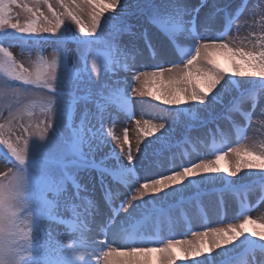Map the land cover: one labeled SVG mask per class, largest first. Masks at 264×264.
Wrapping results in <instances>:
<instances>
[{
  "label": "snow or ice",
  "instance_id": "1",
  "mask_svg": "<svg viewBox=\"0 0 264 264\" xmlns=\"http://www.w3.org/2000/svg\"><path fill=\"white\" fill-rule=\"evenodd\" d=\"M64 13H57L49 3V0H35L33 7L24 6L26 11L31 13V18L25 24L13 23L9 13V5L17 4V0H0V95H8L20 104L23 99L33 97L25 108L40 107L44 119L40 120L34 127L31 123L27 125L21 123V111H15L9 107V114L5 123H0V149L12 161V167L6 173H0V264H42L40 257L43 250L42 240L46 238V233L42 228V221L45 217L56 216L61 207L60 196L64 197L65 210L71 211L77 218L78 226L74 236V241L80 243H70L67 249L71 257L79 264H176L175 253L172 249L178 244H188L184 248V259L192 257L191 264H216L215 256L212 253L216 249L227 252L226 246L235 248L236 243L249 250L253 255L259 250L264 256V235L251 231L246 227L248 224H256L248 214L251 209L241 207L239 215L234 219L242 220L239 223H229L226 227H207L205 231H193L192 236L196 241H179L174 238H166L159 241H146L139 233L131 232L123 224L115 223V211L109 218V224H105V239L99 244L92 242L85 244V228L88 217L94 212V206L87 198L83 204H78L80 200L79 186L74 185L76 201L64 196L65 183L71 179L67 171L69 165L74 163H88L90 166H97L95 162L87 159L86 150L90 151L93 143L100 146L108 143V136L115 141L121 151L125 145H129L127 129L123 141L119 139L111 130L104 133L103 125L105 112L110 103H115L121 111H127L128 105L132 102L131 95L150 96L165 105L177 106L173 111L180 113L187 106L188 111L211 110L222 98L229 87L239 88L243 83V78H248L254 87L250 92L241 94L239 100L242 103L250 95L257 92L264 93V44L260 45V50L253 45L246 49L243 46L230 44L224 41L227 35L226 29L223 33L215 36L200 34L196 29L195 15L190 21L185 22L183 17L185 12L177 10L164 17L153 16L151 19L169 38L173 44H179V34L181 32L190 33L193 37L194 47L182 64L169 63L172 67L165 69L163 65L151 66L152 71H140L139 68L132 71L128 64L129 57L132 56L127 50L121 48L118 38L121 32H131V26L123 27L117 25L111 30L107 39L104 34L108 31L104 22L115 20L121 16L124 4L120 0H111L109 4H102L99 0H83L84 4L92 6L90 24L85 26L77 14L76 0H72V9L63 4ZM203 2V0H202ZM47 7L48 13L41 11L40 4ZM245 5L242 3L241 7ZM99 9L98 11L96 9ZM112 10L114 16H106L105 12ZM194 11H199L195 9ZM216 11H220L217 9ZM103 17V21H102ZM69 19L74 23L79 32L83 35H76L65 20ZM237 19L234 15L230 18V25ZM11 29L12 31H5ZM42 34H48L44 36ZM48 39L58 41L55 48L54 57L49 60L38 53V58L31 67H25L19 62L9 50L11 44L5 46L6 39H14L24 44L29 39ZM146 47L153 56V44L144 36ZM73 40L77 44L82 67L74 80L69 81L79 84L84 80L92 81V74L108 75L109 72L120 71L121 64L128 76L124 79L123 87L117 84H106L103 89L93 93L89 91L86 96H76L66 87H61V70L63 69V79L67 80V73L70 71L69 65L65 62L66 48L64 45ZM38 48V46H36ZM95 51L99 59V67L94 62L92 68L87 66L88 55ZM217 53L227 55L231 61V71L221 67L215 56ZM133 57V56H132ZM134 58V57H133ZM199 65V66H198ZM149 67V66H141ZM165 78L166 84L165 86ZM240 78V79H237ZM258 78V79H256ZM135 81L139 86L133 87ZM19 85V86H17ZM158 85V87H156ZM155 88V90H152ZM145 89H149L145 91ZM71 95L72 99L65 103V96ZM95 100L97 112L92 116L100 123L99 129H94L90 124V114L86 111L82 114L80 124L73 127L71 136L65 141L64 152L60 156L49 158L51 166L62 170L59 175H42L39 177L30 176L29 163L34 162V157L30 148L32 136L38 137L39 141H46V137L53 132L57 126L58 115L65 121L71 117L72 105L81 101ZM256 102L253 101L251 111L243 115L250 121L252 112L255 111ZM236 108L233 104L229 111ZM32 115L31 112L28 113ZM111 119V117H108ZM230 118V117H229ZM139 123V122H137ZM148 124V121H145ZM17 127L23 129V135L16 136ZM163 123L150 125L144 129V135L164 129ZM33 129V131H29ZM51 130V131H50ZM243 139V136H241ZM160 139V137H157ZM145 143V149L148 144ZM215 147V145H214ZM137 151H141L140 142H137ZM115 152V149H113ZM235 154L234 163L230 162L228 167H220L219 162L225 160L228 154ZM65 157H74L66 159ZM246 157V158H245ZM119 170L120 183L133 185L141 179L137 177L134 165V156L131 146L128 147L126 160L127 165L120 162L116 156ZM181 170H175L176 166L169 168L171 174H159L158 178L151 176L143 177L144 182L135 189V195L128 201L120 204L121 208L139 209L142 206L156 205L157 195L163 193V198L175 196L180 189L191 187L196 183H204L208 180H223L226 189L237 190L235 182L228 181L226 177H238L242 170L259 169L258 173L264 181V149H257L255 145L229 146L228 152L217 149L214 160L201 159L198 163H191L189 166L181 165ZM106 170V169H105ZM107 171V170H106ZM225 173L226 176L216 174ZM199 177L197 181L195 178ZM186 182V183H185ZM36 183L39 187L38 195L30 192L31 185ZM179 185L178 189L176 186ZM264 192V188H262ZM51 194L52 199L48 196ZM148 197V199H144ZM114 194L106 192V199H113ZM139 200V204H132V201ZM131 217V212H129ZM259 227L264 228V222L259 223ZM111 231L113 240L107 238ZM258 238V239H257ZM116 239L124 242L113 247ZM149 243H158L160 246L151 247ZM257 245L259 248L257 249ZM221 253H216L220 255ZM203 256V259H195ZM95 257V261H93ZM50 264V262H49ZM231 264V262H230ZM259 264H264L261 260Z\"/></svg>",
  "mask_w": 264,
  "mask_h": 264
},
{
  "label": "rangeland",
  "instance_id": "2",
  "mask_svg": "<svg viewBox=\"0 0 264 264\" xmlns=\"http://www.w3.org/2000/svg\"><path fill=\"white\" fill-rule=\"evenodd\" d=\"M148 1L149 0H120V2L124 4L121 16L117 17L115 20L104 22L105 26L108 29V31L104 34V38L107 39L109 37L114 26L119 25L123 27L125 25H128L131 26V32L135 33V35H130L126 31L121 32L118 38V43L121 48L127 50L130 54L134 53L135 51V54H141L142 51L145 50L144 46H146V44L144 36L146 34L147 38L151 41V43L153 44V48L155 49V44L157 42L162 43V40L164 38L160 35V33L157 31V28L153 24L154 22L151 19L153 16L148 13L149 9L144 10L146 9ZM166 1L167 0L156 1L157 7L154 11L155 16L158 15L160 17H164L174 13L177 10H183L185 12V15L183 17L185 22H187L189 19L191 20L193 14L195 15V30L200 34H203L202 31L206 29L207 35L215 36L220 34L223 29H228L227 35L224 36V41L228 42L230 46H232V44L239 45L240 42L238 41V39L241 40V46L245 47L246 49H249L253 45H256L257 50H260V45L264 44V0H203V2L202 0H186V2L185 0H176V2H173L172 4H169ZM99 2L106 5L109 4L111 0H99ZM49 3L52 5L53 9L57 11V13H64L65 9L61 6L59 0H49ZM242 3L245 5L244 7H241ZM34 4L35 0H17V4L9 5L8 15L11 17V21L13 23L20 24L27 23L31 18V13L27 12L24 6L26 5L27 7H33ZM63 4L70 9L74 7L72 5V0H63ZM39 6L41 8V11L49 16L51 15L50 13H48L47 7L45 5L41 3ZM76 7L78 9L77 14L79 15L80 19L85 26H88L90 24L89 13L92 11V6L84 4L83 0H76ZM151 7L153 8V6ZM195 9H199V11H194ZM217 9H220V11H216ZM96 10L98 11L99 9L97 8ZM105 15L114 16L115 12L109 10L105 12ZM233 15L237 17V19H235L230 25L229 21ZM239 18L244 19V25L241 26V24L236 22ZM65 23L71 26L72 31L76 35H83L79 32L78 27L69 19H66ZM5 31L11 32L12 30L5 29ZM42 35L47 36L48 34ZM179 35L182 36L185 43L191 45L192 48L194 47L193 37L190 33L181 32ZM158 37H161L162 39L160 40ZM29 40L31 42L32 39ZM39 42L41 51L36 50L34 47H31L26 43L21 44L20 42L13 39H6L4 41V44L5 46L11 44L9 50L12 52L13 56L25 67H31L33 62L38 58V53L42 54L43 57L49 60H51L55 55V43H57V41L42 39ZM64 47L66 48L65 62L69 65L70 71L66 74L68 79L67 81L63 79V69L61 70V87H66L72 94L81 97L88 95L89 91L95 93L98 90L103 89L104 85L106 84H117L118 86L123 87L124 78L121 77V75L118 73L119 71L115 73L109 72L106 76L102 73L100 75L93 73L92 81L84 80L79 84L69 82L74 80L75 76L78 74L79 69L82 67V63L79 57L78 49L76 48V43L73 42V40H69L64 45ZM189 48H187L184 56L180 57L179 60L174 63L182 64L183 60L187 58L189 52L191 51V49L189 50ZM131 57L132 56H130L129 58ZM94 62L99 67V59L97 57V53L91 52V54L89 53L88 55L87 63L89 69L92 68ZM159 63H162L160 65H163L165 69H167L168 66L172 67V64L166 63V60H162ZM219 64L221 65V67L223 66L222 62ZM122 65L123 64H121L120 70L124 67ZM165 85L167 86L166 78ZM252 87H254L252 82L248 80L239 88L229 87L224 93L225 95L229 96V98L226 99L227 101H225V99H221L212 107L211 110L201 109L189 112L188 108L185 106L183 111L180 113L173 111V109L177 107L175 105H165L162 101H158L153 97L147 95L142 96L143 98L137 101V103L140 105H144V107L140 108L136 112L138 113L137 119L139 120L140 118V120L144 121L145 118H141L140 116L145 115L147 118H150V121L155 120V122H157V120H159L158 118L160 117V123L158 124L169 122L170 127H173H171L172 130H169L166 127L164 129H160L157 132L151 133L148 136H145L144 126H139V123L136 124L138 130L135 131H139L138 139L140 142L141 151H138L140 155L134 156V165L136 175L141 179L136 184L125 185L129 189L124 195L123 200L129 199L132 195H135V189L139 187L140 183L144 182L143 177L145 176L151 175V177L153 178H158L159 174L168 175L171 174L169 168L172 165L176 166L175 170H181V165L189 166L191 163H198L201 159H204L205 156H209L214 160L215 154H213L211 150H209L210 153L204 152V157L200 154L192 159L193 156L191 157L190 154H184L185 151L181 148L182 144L187 142L186 137H190V140L193 142H197L199 139L201 140V136L206 134V130H204L206 126L213 122H216L218 111H220V113L222 112L220 108H224L222 106L223 103L226 106L225 108H231V106L228 105V102L234 101L233 103L237 104L239 108L245 110V112H248L252 109L253 101L256 102L255 111L252 112L251 120L248 121L246 119L244 121L246 135L244 134L243 139H233L232 136L231 138H229V140L233 142L231 144L232 148L238 146H247V144L245 143H248L250 140L254 139V137H252L253 134L249 131H252V129L253 131H255L258 129L257 127H259L263 131L262 138L264 139V93H260L257 89V92L250 95L247 100L243 101L242 103L239 100L241 94L244 92H250ZM148 90L149 89H145V91ZM152 90H155V88H153ZM32 99L33 97L29 96L27 99H23L20 104H17L16 100L11 98L10 96L0 95V123L6 122V118L9 114V107H11L14 111L16 109H20V122L25 125L31 123L34 129L35 125L40 120L44 119V116L41 114L39 105H37L35 108L24 107V105L29 104ZM71 99V95L65 96V103H67ZM115 108H118L115 103H110L107 106V111L105 112L106 118L103 125L105 134H107L108 129L110 128V123L112 121V118L114 117L113 110ZM129 110L131 111V109ZM229 110L226 112H234L233 109L231 111ZM86 111L90 114L91 126H94V129H99V121L95 118H92V116H94V114L97 112V105L95 103V100H81L72 105L71 117L67 119V121H65L63 117L58 115L57 126L55 130L51 132L48 137H46L45 142L39 141L38 137L36 136L31 137L32 140L30 141V148L34 157V162L30 161L29 163L30 176L39 177L42 175H52L53 173L59 175L62 170L51 166L49 158L60 156L64 152L65 141L71 136L73 127L80 124L81 116ZM29 112H31L32 115H29ZM108 117H111V119H109ZM125 120L128 123L132 121L129 119ZM223 124L226 127L225 123ZM196 126L198 127L196 128ZM33 129H29V131L31 132L33 131ZM229 132L232 135V131ZM199 133H202V135H198ZM21 135H23V129L17 127L16 136ZM196 135H198V137ZM157 137H160V139H157ZM107 139L108 143H102L100 146H97L95 143H93L91 150H86L87 159L89 161L95 162L96 165L97 163H100L102 167H100L99 170L95 168H85L80 172L76 170L75 173L77 176H75V178L71 180L70 183H67V186L64 190V196L72 198L74 201H76L75 193L77 189L76 187H74V185H77L79 186L80 200L76 201V203L83 204L84 198H87V200L91 202L94 208L97 209L98 206H100L102 202L105 201L102 192H109V189L116 185V182H113L114 180L112 179V177H108V175H106V170L112 171L113 174H115L116 178L119 179V170L116 167L117 164L115 161L116 158L115 155H113L114 153L110 151V149H112V145H110L109 140L110 136H108ZM147 142L151 143H149L148 147L145 149V143ZM129 146H131L132 148L131 141H129V145H125L126 152ZM224 147H226V145H224ZM224 147L221 148L226 150V148ZM0 153L5 155V157L7 156L2 149H0ZM7 158L8 160L0 158V173H6L8 169L12 167V161L8 156ZM65 158L69 159L71 157ZM221 162H224V160H222ZM149 171H151L150 174L147 173ZM259 172V169H244L240 174H238V177L234 178V180H232L230 177H226V179H231L230 182H235V186L237 189L236 191L239 192L241 190V196L243 200H245L248 208L251 209L248 214L250 215L252 220H254V212L258 211L259 208V213H261L260 216H264V192H262V188H264V181L261 180V177L258 174ZM216 175L223 176V173H219ZM242 178L246 180H239ZM205 183L206 184H203L204 189L208 188L207 186H210V184L213 183H217L219 185H217L216 187L212 185V187H209V189H207L206 191L201 192L199 191V188H196L198 187L196 183L191 186L190 190L188 191V193L193 194L194 196H196V198L200 195V197L197 198L198 200L194 199V201L197 200L204 209L208 210V207L211 205L214 206V209H217L216 202L217 198L219 197H221V199L223 200H232L230 197L232 196V194L228 192L229 189H225L228 192L227 194H223L221 190H219V188L221 189V187L226 188L223 180L214 179L206 181ZM119 185L124 184L120 183ZM30 192L34 195H38L39 187L36 183H33L31 185ZM186 192L187 191L182 193ZM186 196L187 195H185L183 198H185ZM177 197L178 193L175 196H169L165 199L163 198V193H160L159 196L157 195V202L155 206L149 204L147 206H142L139 209H132L131 217H129V209H122L120 207V204L122 203V200H120V202L115 203V218H117L119 215V211L117 208H121L122 212L120 213L123 215L124 212V215L127 216V218H121L122 223L120 224L124 223L123 225L127 227L131 232L139 233L146 241H159L161 239H164V242L166 243V238L175 236L173 235L174 231H172V228L165 229L160 220H163V223L165 221L171 222L169 219L172 220V218L177 220L179 215L178 210L179 212L181 211L180 208L188 211V214L190 215L191 212H193L196 216L194 201L190 200V202L186 203L188 204V206L185 205V207L183 208L177 207V202L175 199ZM48 199H52L51 194H49ZM59 199L61 207L58 214L52 218L45 217L42 221V228L44 229V233H46V238L42 240L44 251L41 253L40 257H38V259L41 260L42 264H49V262L50 264H79V262L76 263L77 261L74 262V259L70 255V251L67 249V246L70 243H79L78 240L74 241L76 238L74 236V233L76 232V228L74 229V224L76 222V227L78 226L77 218L71 211L65 210L64 205L66 202L64 200V197L60 196ZM144 199H148V197H145ZM133 202L134 204L140 203L139 200ZM167 202L169 203L168 205H166ZM173 204L176 208H174V215L172 214L173 210L169 212L170 214L166 213V210L164 209ZM162 208H164L163 210L165 214H157V210ZM237 215L238 214H234V217H236ZM225 216L226 215L223 216L222 214L220 215V217H217V223L204 222L201 225L195 224L194 229H184V233L187 231H205L207 227H218L220 224L227 222L224 219ZM234 217L232 218V220H237L234 219ZM88 218H92V216L90 215ZM241 218L242 216L240 217V219ZM156 219L158 220L155 221ZM116 220L117 219H115V223L117 222ZM139 220L141 222V225L138 222ZM176 223V225L179 227L180 222L178 221ZM96 224H98V228L100 230L99 234H97L98 236H96V244H99L102 240L105 239L104 225L109 224V228L111 227V225L109 223V220H104L103 218ZM249 226L252 227L253 230H257L254 224L250 223L246 225L247 228ZM157 236H159L161 239H157ZM107 238L109 239V234H107ZM179 238H181V236ZM179 238H176V240H178ZM157 244L158 243H149L148 246L152 245V247H158ZM240 246L241 244L238 242L236 247L238 248ZM258 248L259 246L257 245V249ZM201 258L203 259V256ZM175 259L176 264H180L176 256ZM219 260L220 262L217 264H230V262L231 264H259L261 260H264V256L261 255L259 250H257L255 255H253L249 250L245 249L244 247H240L238 250L230 254V256L229 254L224 255V257ZM93 261H95V257H93Z\"/></svg>",
  "mask_w": 264,
  "mask_h": 264
},
{
  "label": "bare ground",
  "instance_id": "3",
  "mask_svg": "<svg viewBox=\"0 0 264 264\" xmlns=\"http://www.w3.org/2000/svg\"><path fill=\"white\" fill-rule=\"evenodd\" d=\"M176 0H167L166 2H168L169 4H172L173 2H175ZM185 2H186V0H185ZM223 4H227V3H223ZM242 18V17H241ZM241 18H239L236 22L237 23H239V24H241V26L242 25H244V23H245V21H244V19H241ZM160 40L162 39L161 37H158ZM180 38L181 39H183L182 38V36H180ZM180 40V39H179ZM163 42L162 43H159V42H157L155 45V49H154V52L156 53V55L155 56H153L152 54H150V55H148V52L146 51V50H143L142 51V53L141 54H135V52L134 53H132L131 55L134 57H131V58H129V60H128V64L129 65H131L132 67H131V69L130 70H132V71H134V70H136V68H139V70L140 71H150L152 68H151V66H149V65H152V66H159L158 64H159V62H161L162 60L163 61H167V64L170 62V63H172V62H174L175 60H176V58L178 57V55H177V53L176 52H174L173 51V49H171V47L168 45V43H166V41L163 39L162 40ZM181 41V40H180ZM238 41L240 42L239 43V46H241V40H239L238 39ZM181 43V42H180ZM158 44V45H157ZM174 57V59H172ZM215 58H216V60H217V62L218 63H221L222 62V67L223 68H225V69H228L229 70V72L231 71V65H232V61H231V59L227 56V55H225V54H221V53H217L216 54V56H215ZM221 61V62H220ZM122 66H124V65H122ZM141 66H149V67H141ZM167 68H169V66L167 67ZM120 75H121V77H123L124 79H125V77L126 76H128V72H126V71H124V68L123 69H121L119 72H118ZM237 79H240V78H237ZM249 79L248 78H243V83H242V85H244L245 84V82L246 81H248ZM133 84H132V86H134V87H137V86H139L137 83H134V82H132ZM241 85V86H242ZM166 86V85H165ZM158 87V86H157ZM167 87V86H166ZM145 96V95H144ZM143 97L142 96H140V95H133L132 96V98H131V100H135V103H136V105H135V107H131V108H133V110H134V112H135V110H136V112L140 109V108H143L144 107V105H140V104H138L137 103V101H139V100H141ZM227 98H229V96L228 95H225V94H223V96H222V98L221 99H225V101H227L226 99ZM142 106V107H141ZM129 107V106H128ZM187 107V106H186ZM221 110H224V109H222V108H220ZM114 117L112 118V121H111V123H110V128H111V130H112V132L117 136V137H119V139L121 140V141H123V139H124V135H125V129H127V137H128V140L129 141H131V143H132V154H133V156H138V155H140L139 153H138V151H137V148H136V146H137V142L139 141V139H138V132L139 131H135V130H138V128H137V126H136V124H137V122H139V126H144V128H146V127H149L150 125H156V124H158V123H160V117L158 118L159 120H157V122H155V120H152V121H150V118H147L145 115L144 116H140L141 118H145V120L143 121V120H140V118H139V120L137 119L138 118V113H133V112H131L130 110H129V108H127V111H121L120 110V108H115L114 110ZM218 113H220V111H218ZM217 113V114H218ZM131 119L132 121L130 122V123H128L125 119ZM137 121V122H136ZM145 121H148V124H145ZM231 123L234 125V127L235 128H237V127H239V126H242V122L238 119V118H235L234 120H231ZM164 125H165V128L167 127L169 130H172V128L171 127H173V126H171L170 127V124H169V122L168 123H166V122H164L163 123ZM214 126L213 127H217L218 125H219V123L217 124V123H215V124H213ZM212 127V128H213ZM212 128H206L205 130H206V132L208 133V131H210ZM231 128H232V126H231ZM258 129L257 130H255V131H253V129H252V131H249V132H251L252 134H253V136L252 137H254V139H252V140H250L248 143H245V144H247V145H255L256 147H257V149H263V144H264V139L262 138V135H263V131L259 128V127H257ZM240 129H243V128H240ZM222 131H219V132H217V134H216V139H218L219 137H218V135L220 136V139L222 140L221 142L224 144V145H226V147L227 148H229V146L230 147H232V145H230L231 144V142H229L228 141V139L227 138H223L222 137V135H220V133H221ZM169 133H172V132H169ZM248 133V132H247ZM214 133H212V135H213ZM243 134V136H244V134L246 135V133H245V131L242 133ZM233 135L234 136H236V133L235 132H233ZM236 138V137H235ZM110 145H112L111 147H112V149H110V151H112V153H114V155H115V158H116V156L118 155L119 156V159H120V162H122L124 165H127V160H126V150H125V146H124V150L123 151H121V149H120V147L119 146H117V144L115 143V141H112V139H111V137H110ZM183 146H185V144L183 143V145H182V147ZM195 146V145H194ZM207 146H200V143H199V149L200 150H208L207 148H206ZM184 148V147H183ZM113 149H115V152H113ZM187 149H188V146H187ZM228 152V151H227ZM197 153H198V151H197ZM191 155H192V153H191ZM194 156V155H193ZM206 160H209V159H207V158H205ZM235 159H236V157H235V154H233V153H230L229 152V154H228V156L226 157V161H224L225 162V164H223V165H221V166H223V167H228V165H229V163L230 162H232V163H234V161H235ZM116 161V164H117V160H115ZM222 167V168H223ZM148 174H150L151 173V171H149V172H147ZM151 176V175H150ZM232 180H234V178L235 177H230ZM230 178H228L227 180L228 181H230L231 179ZM244 178V177H243ZM239 179V180H246V179ZM197 181L199 180V177H196L195 178ZM239 180H237V181H239ZM209 181V180H208ZM203 184H206L205 182L204 183H197V186L198 187H196V188H199V191H201V192H203V191H206L207 189H209V187H212V185L213 186H217V185H219V184H215V183H213V184H210V186L208 185L207 187L208 188H205L204 189V187H203ZM178 189L180 188V186L179 185H177L176 186ZM190 188L191 187H185V188H183V189H180L177 193H178V197L177 198H175L176 200H178V198L179 197H181V201L179 202V206H185V204H183V201H182V197H184L185 195H190L191 193H188V191L190 190ZM128 187L127 186H125V185H115V186H113L112 188H110V190H109V192H111V193H113L114 194V198L111 200V199H106V192L104 191V192H102L103 193V196H104V198H105V201L104 202H102V204L100 205V206H98V208L97 209H95L94 208V212L91 214V216H92V218H88V220H87V222H86V228H85V233H86V236H85V238L87 239L86 241H84V243L85 244H91L92 242H94V243H96V236H98L97 234H99V232H100V230H99V228H98V224H96V223H98L99 222V220H101L102 218L104 219V220H109V218L110 217H112V213H113V211H114V209L116 208V204L115 203H117V202H120V200H122V202L123 201H128V200H130L131 198H129V199H126V200H123V197H124V195L127 193V191H128ZM185 191H187L186 193H182V192H185ZM156 195H158L159 196V194H156ZM227 196V195H226ZM198 197H200V195L198 196ZM197 197V198H198ZM208 198V197H207ZM230 201V200H229ZM228 200L227 201H225V204H223V205H221V207L222 206H224V205H226V209H225V214H226V216H225V220L227 221L226 223H222V224H220L218 227H226L227 226V224H229V223H239L240 222V220H242V218L240 219V220H232V218L234 217V214H236V207H234L235 205H234V202L233 201H231V202H229ZM206 202V201H205ZM132 204H134V202L132 201ZM169 203L167 202L166 203V205H168ZM214 206H209L208 207V211L206 212L207 213V215H208V218H207V221L208 222H210V223H212V222H215V223H217L218 222V218L217 217H220V212H219V209L217 208V210L216 209H214L213 208ZM118 209V213H119V215H118V217L117 218H115V219H117L116 221V223H117V225L119 224V225H121L120 223H122L121 221H122V219L121 218H127V216H125L124 215V212H123V215L120 213V212H122V209L121 208H117ZM125 209H129L130 211L129 212H131V210L132 209H130V208H125ZM264 209V208H263ZM259 210H260V208L258 209V211H255L254 212V220L255 221H257V223L256 224H254V226L257 228V230L256 231H260L261 229H260V227H259V223H261V222H264V216H260V214L261 213H259ZM264 211V210H263ZM90 221V222H89ZM172 223H176L175 221H173ZM204 223V221L202 220H200V219H196V218H194V222H193V224H199V225H201V224H203ZM124 224V223H123ZM75 226H74V229L75 228H77L76 227V222H75V224H74ZM163 226H164V228L166 229V228H171V225H168V224H165V223H163ZM252 226V225H251ZM173 228H172V231H174V234L173 235H176L175 237L176 238H178L179 237V235L182 233V231L180 232V231H178V230H181V227L182 226H180V227H177L175 224L172 226ZM249 228V233L251 232V231H253V229H252V227H248ZM109 234V240H113L114 239V237L112 236V234H111V231L108 233ZM179 241H184V240H187V241H196V238L195 237H193L192 235H190L189 237H187V238H184V239H178ZM79 241V240H78ZM124 241L123 240H121V239H116L115 240V242L113 243V246L114 247H116L118 244H121V243H123ZM79 243H80V241H79ZM157 246H160L159 244H157ZM236 246H237V243H236ZM235 246V248H233L231 245H228V246H226L227 248H228V251L227 252H221V249H216L213 253H212V255L213 256H215V259H216V263L218 262V261H220L219 259H222L223 257H224V255H227V254H229V256H230V254H232L233 252H235L236 250H238L240 247H242V246H240V247H236ZM189 247V245L188 244H183V243H181V244H178V245H176L173 249H172V251L175 253V256L177 257V260L179 259V257H181V259H182V264H191V260L193 259L192 257H189L188 259H184V257H185V253H184V251H183V249L184 248H188ZM216 253H221L220 255H216ZM223 253V254H222ZM202 257V256H201ZM201 257H196L195 259H202ZM74 262H76V260H74ZM76 263H78V261L76 262Z\"/></svg>",
  "mask_w": 264,
  "mask_h": 264
},
{
  "label": "clouds",
  "instance_id": "4",
  "mask_svg": "<svg viewBox=\"0 0 264 264\" xmlns=\"http://www.w3.org/2000/svg\"><path fill=\"white\" fill-rule=\"evenodd\" d=\"M260 70L264 71V69H260ZM260 229H261L260 231H255V230H253V231L257 232L258 234L264 235V228L260 227Z\"/></svg>",
  "mask_w": 264,
  "mask_h": 264
},
{
  "label": "trees",
  "instance_id": "5",
  "mask_svg": "<svg viewBox=\"0 0 264 264\" xmlns=\"http://www.w3.org/2000/svg\"><path fill=\"white\" fill-rule=\"evenodd\" d=\"M12 42H14V41H12Z\"/></svg>",
  "mask_w": 264,
  "mask_h": 264
}]
</instances>
